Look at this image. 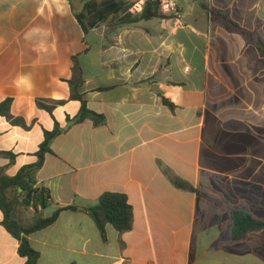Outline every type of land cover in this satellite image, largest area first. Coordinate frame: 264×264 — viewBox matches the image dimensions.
Segmentation results:
<instances>
[{"label": "crops", "instance_id": "1", "mask_svg": "<svg viewBox=\"0 0 264 264\" xmlns=\"http://www.w3.org/2000/svg\"><path fill=\"white\" fill-rule=\"evenodd\" d=\"M174 3L179 18L118 26L120 14L84 31L82 0H0V102L27 126L0 116L13 154L0 169L35 163L44 131L63 129L36 175L50 205L16 219L79 209L28 235L37 264H264V228L235 239L231 215L264 222V0ZM70 81L103 124L67 127L81 106ZM105 192L126 196L132 227L108 224L104 241L81 209ZM2 222L0 210V264H25Z\"/></svg>", "mask_w": 264, "mask_h": 264}, {"label": "trees", "instance_id": "2", "mask_svg": "<svg viewBox=\"0 0 264 264\" xmlns=\"http://www.w3.org/2000/svg\"><path fill=\"white\" fill-rule=\"evenodd\" d=\"M83 6L79 13H76V19L82 26L84 31L95 28L109 18H114L122 14L116 20V25H127L142 20L152 18L168 17L162 12L159 0H146L136 11H129L133 6L134 0H82ZM232 27L238 29L234 24ZM258 50L264 54V43L258 39L254 41ZM70 99L81 102L79 112L74 117H67V127L72 124L80 123L86 119L93 121L95 125L103 124L105 119L102 115L90 111L81 95L77 92V84L70 81ZM12 99L7 98L0 102V116L12 124L27 128L24 120L20 117H14L10 113ZM56 103L46 104L37 101V106L52 114ZM63 132L55 122L51 131H44V139L39 145L36 152L37 161L33 164L21 167L16 175L6 176L0 169V210L3 213V226L5 229L18 240V253L26 258L25 264H37L39 253L34 250L28 240V235L44 229L54 223L59 213L63 210H79L75 206H61L56 209L50 216H37L34 221L28 225H23L16 219L15 215V199L9 197V192L15 190L17 195L22 196V203L35 210L46 209L51 203L49 190L45 187H36V175L42 167L45 155L50 152V144L52 140ZM0 154L13 160V154L9 152H0ZM176 186L181 185L179 180H173ZM20 190V191H18ZM81 211L88 214L93 220L100 232L102 239L106 240V225H111L117 232L123 233L129 231L132 227V207L128 204L126 196L121 193L105 192L97 200V202ZM233 221V238L242 237L247 231L264 228V222L253 219L248 213L242 210L232 211Z\"/></svg>", "mask_w": 264, "mask_h": 264}, {"label": "rangeland", "instance_id": "3", "mask_svg": "<svg viewBox=\"0 0 264 264\" xmlns=\"http://www.w3.org/2000/svg\"><path fill=\"white\" fill-rule=\"evenodd\" d=\"M11 196H12V198L14 197V199H15V215L17 217H20V213L26 214V212H29L28 214H31V215L34 214L33 211H29L28 206H26L22 203V196L17 195V193H15V190L11 193Z\"/></svg>", "mask_w": 264, "mask_h": 264}, {"label": "built area", "instance_id": "4", "mask_svg": "<svg viewBox=\"0 0 264 264\" xmlns=\"http://www.w3.org/2000/svg\"><path fill=\"white\" fill-rule=\"evenodd\" d=\"M143 1V0H142ZM146 1V0H144ZM162 12H168L179 18V12L176 8L174 0H159Z\"/></svg>", "mask_w": 264, "mask_h": 264}]
</instances>
